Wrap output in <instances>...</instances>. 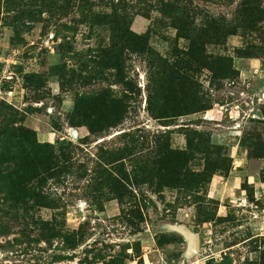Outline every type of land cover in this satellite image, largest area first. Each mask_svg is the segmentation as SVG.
Here are the masks:
<instances>
[{"label": "rangeland", "instance_id": "374dc122", "mask_svg": "<svg viewBox=\"0 0 264 264\" xmlns=\"http://www.w3.org/2000/svg\"><path fill=\"white\" fill-rule=\"evenodd\" d=\"M161 1L0 0V129H17L0 157L26 146L43 173L19 202L0 192V264H264V0H186L182 31ZM114 14L145 40L111 55ZM112 101L121 125L92 133ZM104 176L123 190L96 191ZM166 224L199 234V255Z\"/></svg>", "mask_w": 264, "mask_h": 264}, {"label": "trees", "instance_id": "16d2710c", "mask_svg": "<svg viewBox=\"0 0 264 264\" xmlns=\"http://www.w3.org/2000/svg\"><path fill=\"white\" fill-rule=\"evenodd\" d=\"M185 1L186 0H170L169 2L171 3L168 4V2H165L164 0H162L159 3V6H158L159 9L157 8L159 13H161V16L165 17L170 22V24L176 29H178L179 31H182L184 28H187L188 30H192L188 23V19L191 17V12L189 8L190 4L184 3ZM90 12H91L90 9L84 8L82 15L84 16L85 19H88L87 15ZM110 17L112 18L116 17V22H115L116 26H114L112 30L113 34H112L111 39L114 45L110 51L111 55L113 53L119 54V51L121 50V48L122 49L125 48L121 46V44L124 41L126 42L128 40L131 42L132 40H137V39L145 40V36L136 37L135 35L127 31V27L125 26L127 22L126 17H119V15H116V14ZM211 23L214 26L215 31H217L215 22L211 21ZM125 42L123 44H125ZM144 53L148 55V58L150 61L154 60L155 56H157L156 53H154L152 50L144 51ZM227 73L228 72H223V75ZM107 105H108L109 114L105 116L104 118H98L97 120H94L96 124H89L88 122L89 117H86L85 115V106H82V107L79 106L76 111L77 112L76 116L78 118L77 121L80 123L81 122L86 123L87 121V124L90 125V129H91L90 131L92 133H98V134L109 133L111 129L117 128L119 125H121L128 111H127L126 105H124L123 102L121 101L120 102L112 101L111 103H108ZM0 132L1 134H3V136H5L7 140L11 139L9 135L10 133L17 135V129L9 130L8 127L6 126L0 129ZM22 147H23L24 155L26 153L30 155V152L28 151V149H26V146H22ZM4 149L6 150L3 152V154H1L0 159H2V162H0V166H2L3 163L5 162L8 164L10 163H14V164H13V170L10 171V176L6 177L5 180L1 181L3 182V185L1 184L2 188H0V192L6 191L5 187L8 186V192L6 191V193L10 194V196L13 197L14 200L18 201L16 195L21 194L19 191L30 192L28 187L34 182H37V183L40 182V185H42L41 177L43 173L38 169L40 158L37 156L36 150H35V153H36L35 156L33 158L31 157L27 159L26 157L23 158L24 155L23 157L18 158L17 155L19 153L11 152L8 146L4 147ZM163 151L164 153L162 152V150L155 149L153 154L158 155L157 157L158 159L157 161H155V163L165 164L168 162V160H171L173 156L175 155V153H173L172 151L170 152L169 149L167 148L164 149ZM160 153L163 154V156H161ZM117 155H118L117 153L108 155V157L106 158L107 162L110 163L112 161V158L114 156L116 158ZM58 167L60 169H57ZM63 169L64 168L59 166L58 160H54L51 157V179H55L56 177H58L59 179L60 174ZM102 179H103L102 183L101 182L97 183L95 187L96 191H101L103 185L107 186L110 190L114 192L120 191L121 189L123 190V186H121V184H117L120 182H118L116 179L114 181H111V178L107 176H104ZM40 188L42 189L43 186H41ZM118 193L121 194V192H118ZM29 194L33 196L34 198L33 200L35 201L37 205H45L42 200L43 197L40 193L36 194L35 192L33 193L31 192ZM52 205H54L53 202H51V206Z\"/></svg>", "mask_w": 264, "mask_h": 264}, {"label": "water", "instance_id": "95a60500", "mask_svg": "<svg viewBox=\"0 0 264 264\" xmlns=\"http://www.w3.org/2000/svg\"><path fill=\"white\" fill-rule=\"evenodd\" d=\"M164 230L181 236L186 242L185 259H192L199 255L201 249V237L190 228L181 224H166Z\"/></svg>", "mask_w": 264, "mask_h": 264}]
</instances>
